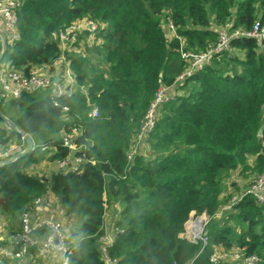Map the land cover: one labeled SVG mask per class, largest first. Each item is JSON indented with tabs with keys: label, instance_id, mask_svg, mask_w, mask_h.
I'll list each match as a JSON object with an SVG mask.
<instances>
[{
	"label": "trees",
	"instance_id": "obj_1",
	"mask_svg": "<svg viewBox=\"0 0 264 264\" xmlns=\"http://www.w3.org/2000/svg\"><path fill=\"white\" fill-rule=\"evenodd\" d=\"M21 2L19 38L8 43L4 58L25 74L43 65L55 71L61 55L57 34L73 22L101 23L102 42L84 44L95 62L87 52L67 56L78 91L55 97L59 105L51 92L42 91L23 92L7 106L0 101V109L6 115L10 110L11 119L35 141L55 149L48 161L69 157L61 134L74 128L81 146L76 156L85 159L81 171H56L51 181L49 175L27 171L43 157V151L36 155L38 149L0 166V211L15 219L50 189L67 216L79 219L78 229L67 234L68 264H108L100 239L106 210L118 203L124 205L117 222L123 231L107 247L115 264H216L210 258L217 246L244 248L264 264V207L252 194L244 192L224 221L216 217L233 197H221L231 173L249 178L264 172V133L258 135L264 126V38L232 37L231 51L194 71L179 86L184 93L161 106L148 138L151 155L127 157L159 88L175 83L189 66L182 52H207L223 29L250 32L257 22L264 24V0ZM63 107H68V120ZM13 138L18 144L23 140L0 125V142ZM230 185L238 187L235 181ZM192 212L213 217L207 228L210 243L201 252V243L182 236Z\"/></svg>",
	"mask_w": 264,
	"mask_h": 264
},
{
	"label": "built area",
	"instance_id": "obj_2",
	"mask_svg": "<svg viewBox=\"0 0 264 264\" xmlns=\"http://www.w3.org/2000/svg\"><path fill=\"white\" fill-rule=\"evenodd\" d=\"M21 1L22 0H0V17L4 21L8 43H13L14 40L19 38L17 21L18 12L22 5ZM101 27H103L101 23H97L91 19H83L73 22L70 26L61 29L57 34L62 53L60 59H66V51H77V48H75L73 44L79 41L78 39L81 37V33L88 30L94 34L100 31ZM239 35L256 37L262 40L264 38V24L257 22L250 32L236 30L234 33L230 34L227 33L226 29H223L219 42L211 46L207 52H182V57L188 62L189 66L177 77L175 83L169 86L162 85L159 88L127 152L129 161H133L137 154L145 153L143 148L146 143H148V138L155 128L161 106L165 102L175 99L177 96L184 93L179 88L180 84L183 83L188 76L192 75L194 71L201 69L212 57L226 50L231 51L230 41L232 37ZM262 48L264 49V45H262ZM67 61L69 62V60ZM55 72L56 71L51 72L48 66L43 65L34 67L28 74H25L23 69L13 68L12 62L7 63L2 61L0 64V101L9 102L19 98L23 92L35 93L46 89L47 91L45 92H51L50 97L54 99V104L59 105L55 97L76 93L78 91V84L76 76L70 68V64H67L62 72ZM55 77L59 78V82L56 83L54 81ZM67 112L68 107H63L64 120H68L69 118ZM92 115H98L97 108L92 110ZM77 134L78 130L76 128H74L71 133L61 134L63 144L67 146L71 152L76 151V155L81 149V146H77L75 143ZM12 140L6 143L0 142V162L8 159L16 160V155L24 151V149L15 151L16 148L9 144ZM15 141L17 140L15 139ZM22 141L26 142V139L23 137ZM46 149L47 147L42 146V150ZM76 155L73 156L70 154L67 159L54 163L58 167L57 171H81V166L85 159L83 156ZM246 193L252 194L256 198L258 204L264 207V172L254 179ZM239 199L233 201L229 207L225 208L232 210L234 204L239 201ZM42 204L43 199L39 196L25 206L20 214V225L10 232L8 242L4 241L8 235L5 222L3 219H0V256L2 258L13 264H19L33 257L48 261L54 255L58 254L62 257L60 264H68L72 249L63 223L51 214L44 217L42 220H35V215L39 213L38 211H40L39 209ZM210 218L211 216L206 212L199 215L192 212L188 221L185 223V232L182 233L183 237L192 242L201 243L200 252L210 243L208 229H206V225L209 223ZM107 222L108 219L105 217L106 229L108 227ZM122 231V228L115 225L109 235L105 231V235L100 239V249L107 258L108 264H115V262L111 261L109 258L107 247L115 241L117 234ZM215 248V252L210 258L211 263L219 264L222 263V261L234 262V260H237L242 264H261L262 261L256 254L248 255L244 248L226 249L218 246ZM188 264H193V262L191 261Z\"/></svg>",
	"mask_w": 264,
	"mask_h": 264
},
{
	"label": "crops",
	"instance_id": "obj_3",
	"mask_svg": "<svg viewBox=\"0 0 264 264\" xmlns=\"http://www.w3.org/2000/svg\"><path fill=\"white\" fill-rule=\"evenodd\" d=\"M0 29L5 31V25H4V21L3 19L0 17ZM92 34V33H91ZM99 39V41H98ZM101 43L102 38H99V33L96 34V39L94 40L95 42ZM1 37H0V44H1ZM77 48L78 54L83 55V53H80L82 51V49ZM77 51H73V52H77ZM70 53V52H67ZM63 59H57L54 63V67L56 68V72L57 73L59 71V66H61V62ZM68 60V59H67ZM70 62V61H69ZM68 61H66L67 64H70ZM33 138V136H32ZM35 146H37L39 143V141H35V139L33 138ZM19 141H15V138L9 143L12 147H15V151H20L22 149H25L27 147V140L26 142L21 141V144H18ZM1 144V143H0ZM43 152L46 151L48 153V157L55 151V149L51 148H47L46 150H42ZM45 160H43V162H40L38 165H31L30 167H28L27 171L31 174H35L39 177H43V176H48L49 174H53V172H56L58 170V167L56 164H54L53 162H50L47 160V158ZM40 168V169H39ZM47 170V174H41L39 170ZM41 198L43 199V204L40 207V211H38L39 213L35 215V220L37 221V219H43L44 217L48 216L49 214L53 215L56 219H59L62 223H63V227L65 229V231L67 232V234L71 233V231H75L78 229L79 227V222L74 220V217L71 216H67V214L65 213V209L63 208L62 204L59 201V198L50 190L48 189L47 191H45L42 195ZM117 206V205H116ZM118 212V211H117ZM111 214V212H110ZM120 216V215H119ZM115 215L111 214L108 222H107V229L106 232L109 235L112 230H113V226L117 225V222L115 221L116 218H114ZM0 219H3L6 225V229H7V238L4 240L6 242H8L9 240V234L12 230L16 229L18 225L15 224V222L12 219H9L7 216H5L1 211H0ZM120 219V218H119ZM11 222V223H10ZM53 260L56 262L54 264H60L62 257L61 255H54L53 256ZM49 259L47 260H42V259H38L36 257L31 258L30 260H24L19 264H36L35 262H39L41 264H51ZM31 261V262H30Z\"/></svg>",
	"mask_w": 264,
	"mask_h": 264
},
{
	"label": "rangeland",
	"instance_id": "obj_4",
	"mask_svg": "<svg viewBox=\"0 0 264 264\" xmlns=\"http://www.w3.org/2000/svg\"><path fill=\"white\" fill-rule=\"evenodd\" d=\"M88 27V26H87ZM99 33V31L98 32H96V33H92V34H90L89 36H85V35H82V33H81V37L78 39L79 41L77 42V44H78V46H79V49H82V51L80 52V53H83V55H85L86 54V52L88 53V55H90V57H91V61L92 62H95L96 61V56H93L92 55V52H88L87 51V48L86 47H84V44L85 43H87L88 44V46H90V47H94V40L96 39V34H98ZM81 38H82V40H81ZM98 41H99V39H98ZM102 42V41H101ZM82 47V48H81ZM70 53H68L67 54V51H66V55L68 56V55H72V54H77L79 51H77V52H72V51H69ZM62 54V53H61ZM65 55V60H62V62H61V66H59L60 68H59V71L58 72H62L63 70H64V68H66V66H67V63H66V61H67V56ZM3 62H7V63H9V62H11L10 60H7L6 58H4V60H3ZM54 74V73H53ZM43 92H45V91H47L46 89H43L42 90ZM42 92V93H43ZM41 94V93H40ZM3 104H4V106H7V102H2ZM7 115L8 116H12V117H14V114L10 111V110H7ZM0 125H3V126H5V127H8L6 124H4V123H2V124H0ZM37 142H38V140H37ZM41 143V142H40ZM36 147V149H38L39 151H37V154L36 155H38V156H40V154H39V152L40 151H42V145L41 144H38L37 146H35ZM143 151L146 153V154H150L151 155V153H152V148H151V145L149 144V142L148 143H146V145L144 146V148H143ZM42 158L40 159V161H37V163H35L34 165H38L40 162H43V160H45L46 159V157H48V153L46 152V151H44L43 152V154H42ZM48 160V159H47ZM40 169V168H39ZM40 171V173L41 174H47V170L46 169H44V170H39ZM253 176V175H252ZM250 176L249 178H245V177H243V175H242V173H239V171H235V172H233V173H231L230 175H229V177L227 178V179H225L224 181H223V183H222V187H223V192H222V194H221V197H222V199H226L227 197H228V195L231 193L232 195H233V197L232 198H230L229 199V201H227V202H224L223 203V205L221 206V208L218 210V212H217V214H216V217H217V219H223V221H224V218L226 217V216H228L232 211L229 209V208H225V207H229L231 204H232V202L233 201H236L237 199H239L242 195H243V193L245 192H247L248 191V189H249V187H250V185L252 184V182L254 181V179L258 176V175H256V176ZM231 181H235L236 182V184L238 185V187H233V186H231L230 184H231ZM117 205V206H116ZM106 207H107V205H106ZM123 207H124V205L123 204H120V203H118V204H114V205H112V206H109L108 207V209L106 210V214H105V217L107 218V219H109V217H110V215L111 214H113V215H115V217L114 218H116V222H118L119 221V218H120V212L123 210ZM118 211V212H117ZM110 212H111V214H110ZM74 217V220H76V221H78L79 222V219H78V217L75 215V216H73ZM10 219V218H9ZM19 219H20V216L19 217H17V218H15V219H12L14 222H15V224L16 225H20V221H19ZM213 222V217L211 216V218H210V221H209V223L206 225V229L208 228V225L210 226V224ZM11 223V222H10ZM232 224H233V226L234 227H236V228H238V230H239V225H237V224H234V222H232ZM17 226V227H18ZM53 258L54 257H52V258H50L51 260H50V263L51 264H54V263H56L54 260H53ZM36 264H41V263H39L38 261L37 262H35ZM222 263H224V264H229V263H232V264H242L240 261H237V260H234V262H230V261H222ZM261 264H263L262 263V261H261Z\"/></svg>",
	"mask_w": 264,
	"mask_h": 264
},
{
	"label": "water",
	"instance_id": "obj_5",
	"mask_svg": "<svg viewBox=\"0 0 264 264\" xmlns=\"http://www.w3.org/2000/svg\"><path fill=\"white\" fill-rule=\"evenodd\" d=\"M168 32V31H166ZM0 37H1V46H2V50L0 52V64L2 63V61L4 60V56H5V53H6V50H7V47H8V36H7V33L3 30L0 29ZM54 81L57 83L59 82V78L58 77H55L54 78ZM0 116L1 118L3 119L4 123L11 129V130H15L17 132H19L26 140H27V147L24 149V151L18 153L16 155V160L21 158V157H24L25 155H27L28 153L32 152V151H35L36 150V147H35V143H34V140L32 138V136L30 134H28L26 131H24L20 126H18L12 119L10 116L6 115L1 109H0ZM263 133H264V126L260 128L259 132H258V135L259 136H263ZM73 156L76 155V151H72L71 153ZM16 160H13V159H8V160H5V161H2L0 162V166L2 165H5V164H9V163H12ZM64 170H59L57 173L58 174H61L63 173ZM53 178V174H49V179L50 181L52 180ZM0 264H13L9 261H7L6 259L2 258L0 256Z\"/></svg>",
	"mask_w": 264,
	"mask_h": 264
}]
</instances>
